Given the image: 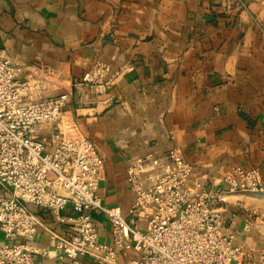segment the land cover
Segmentation results:
<instances>
[{
  "label": "crops",
  "instance_id": "1",
  "mask_svg": "<svg viewBox=\"0 0 264 264\" xmlns=\"http://www.w3.org/2000/svg\"><path fill=\"white\" fill-rule=\"evenodd\" d=\"M0 49L23 67L22 80L34 68L46 72L44 90L34 84V94L71 93L66 115L105 162L98 195L128 222L135 194L127 167L147 153L166 159L177 147L197 191L214 190L235 167L258 169L264 181V0H0ZM96 61L115 75L103 94L81 80ZM40 135L48 149L58 143L55 125ZM263 199L264 192H239L216 205L253 255L264 250V234L246 222ZM30 209L41 220L33 244L48 249L36 261L61 264L48 230L66 235L67 228L52 212ZM73 214L71 207L62 213ZM92 217L111 245L107 217ZM138 257L120 254L117 264Z\"/></svg>",
  "mask_w": 264,
  "mask_h": 264
},
{
  "label": "built area",
  "instance_id": "2",
  "mask_svg": "<svg viewBox=\"0 0 264 264\" xmlns=\"http://www.w3.org/2000/svg\"><path fill=\"white\" fill-rule=\"evenodd\" d=\"M23 70L0 49V185L5 193L0 200V264H39L35 256L48 255L47 248L33 244L41 220L31 206L57 215L67 228L66 235L48 230L61 264H87L85 257L96 264H117L120 254L130 251L139 257L129 264H264V250L247 253L216 207L228 194L263 193L260 170L235 167L215 182L214 190L197 191L189 185L192 165L177 147L166 159L154 153L135 157L127 167L135 194L130 223L121 207L105 206L98 195L105 162L66 115L71 93L34 94V84L44 90L46 72L34 68L22 80ZM114 78L110 65L96 61L81 80L103 94L112 89ZM52 125L59 140L48 149L40 129ZM69 207L74 214L62 215ZM94 214L109 220L111 245L101 242ZM254 217L258 212L252 209L247 229ZM137 221H144L146 229Z\"/></svg>",
  "mask_w": 264,
  "mask_h": 264
},
{
  "label": "rangeland",
  "instance_id": "3",
  "mask_svg": "<svg viewBox=\"0 0 264 264\" xmlns=\"http://www.w3.org/2000/svg\"><path fill=\"white\" fill-rule=\"evenodd\" d=\"M259 209L261 212L258 214V217L253 218L252 223H254V228L264 234V199L261 201V207Z\"/></svg>",
  "mask_w": 264,
  "mask_h": 264
}]
</instances>
